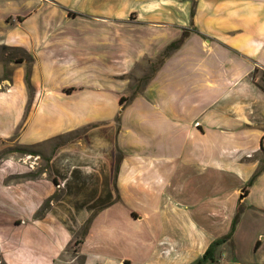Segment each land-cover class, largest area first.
I'll return each instance as SVG.
<instances>
[{
  "label": "crops",
  "instance_id": "0c3cea01",
  "mask_svg": "<svg viewBox=\"0 0 264 264\" xmlns=\"http://www.w3.org/2000/svg\"><path fill=\"white\" fill-rule=\"evenodd\" d=\"M1 54L10 60L0 151H45L46 141L90 126L115 186L77 255H68V224L48 213L32 218L29 242L8 249L6 263L131 264L145 253L141 223L154 216L156 240L169 232L192 249L185 261L158 250L157 264L197 262L233 223L205 264H264V0H0ZM76 149L58 147L54 165ZM197 165L213 169L201 183L223 192L249 183L238 202L257 211L238 215L227 192L214 211L203 203L198 219L164 210L160 181Z\"/></svg>",
  "mask_w": 264,
  "mask_h": 264
},
{
  "label": "rangeland",
  "instance_id": "374dc122",
  "mask_svg": "<svg viewBox=\"0 0 264 264\" xmlns=\"http://www.w3.org/2000/svg\"><path fill=\"white\" fill-rule=\"evenodd\" d=\"M6 56L0 55V89L3 88L4 83L2 78L9 76L7 61L10 60V57ZM129 96L126 98L128 102L133 101L136 95L134 93ZM90 129V126H85L46 141L44 144L50 145V147L45 151H42V146L35 147V149L28 148V150L16 149L15 145L10 143L1 149L0 248L3 252L0 249V264H8L2 259L8 253V249L10 254L14 247L16 250H21L29 242L27 231L32 218H42L48 213L68 224L72 235L67 248L68 255H77L74 253V236L81 233L89 215L108 204L111 199L110 192L115 190L114 184L111 186L109 183V176L106 173V159L101 156L102 154L94 145L95 136L89 132ZM118 130L119 124L116 120L114 124L115 137ZM114 143L116 144L115 139ZM71 144L77 146L76 154L69 152L61 161L62 167L55 166V150L58 147ZM103 145L106 143L103 142ZM107 145L109 147V143ZM201 152H199L200 156H202ZM163 153L164 151L161 154ZM205 153L207 154V152ZM180 154V152L172 153L174 157H180ZM209 154L206 160L209 158ZM119 157L120 151L115 148L114 161ZM99 166L103 170H100ZM97 168L98 170H96ZM212 170L197 165L190 169H179V174L173 179V183L170 179H162L160 183L164 182V186L167 187L161 200L162 208L166 211L177 210L179 215L182 214V216H177L181 222L184 220L185 214L198 219L197 215L201 211L203 203H205V208L214 211L219 205V197L227 192L233 202L232 207L234 211H238V215H240L239 211H257L248 202L246 205H240L238 202L240 196L236 193L237 188L239 186L247 187L249 183L240 185L238 182H231L224 192L221 191L222 186L217 183L202 184L201 181L206 178L208 172L212 173ZM180 188H184L186 191H182ZM50 189L51 192L47 194ZM188 191L191 192L192 198L185 197L189 194ZM113 195L115 197V192ZM41 211L44 213L42 214ZM148 218L149 220L141 223L140 229V236L147 241L145 253L140 258L134 257L131 264H157L155 256L158 250L161 258L163 256L177 258L178 261H185L192 255V249L186 247L185 241L179 237L170 238L169 232L159 233L160 240H156L158 235L153 234L150 229V223L154 220V216ZM172 234L175 236L176 233ZM135 235H138V232H135ZM177 235L181 236L180 233ZM88 249H90L89 244L85 246V250L88 251ZM203 255L199 257V260ZM82 262L83 257L79 256L75 264H82Z\"/></svg>",
  "mask_w": 264,
  "mask_h": 264
},
{
  "label": "trees",
  "instance_id": "16d2710c",
  "mask_svg": "<svg viewBox=\"0 0 264 264\" xmlns=\"http://www.w3.org/2000/svg\"><path fill=\"white\" fill-rule=\"evenodd\" d=\"M176 44H178V43L173 44V46H175ZM261 81H262V82L259 83V86H260V88L264 91V73L262 74V80H261ZM27 82H28V78H27ZM28 84H29V83H28ZM125 99H126V98H124V97L120 98V101H119L120 104H123V102H124ZM263 148H264V145H263ZM118 169H119V162H117V165H116V171H118ZM41 213L43 214L44 212L41 211ZM95 213H96V212H95ZM95 213H92V214L88 217L87 221H86V222L84 223V225H83V230L81 231V233H79V234H77V235L74 236V240H75V241L73 240V241H74V253H77V252L79 251V247H80V245H81V244L83 243V241H84V238H85V236H86V234H87V232H88V229H89V224H90L91 220L93 219ZM234 224H235V223H233V225H232L231 232H230L225 238L213 242V243L208 247V249L206 250V252L204 253L202 259L198 260V261L196 262V264H205L209 259L213 258V256H214V250H215L216 245L219 244L220 242H222L223 240H225L226 238L231 237L232 232H233V230H234V226H235ZM0 260H1V258H0Z\"/></svg>",
  "mask_w": 264,
  "mask_h": 264
}]
</instances>
